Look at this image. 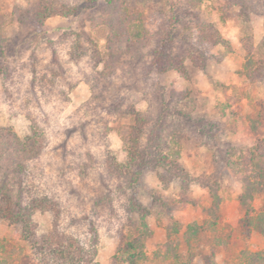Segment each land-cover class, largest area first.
<instances>
[{"label": "rangeland", "instance_id": "1", "mask_svg": "<svg viewBox=\"0 0 264 264\" xmlns=\"http://www.w3.org/2000/svg\"><path fill=\"white\" fill-rule=\"evenodd\" d=\"M35 1L0 0L2 13L15 12V18H24ZM125 1L144 12L151 30L157 29V11L164 9L165 0ZM103 6L71 16H52L42 25L36 24L40 35L30 32L27 23L17 19L9 25L5 56L0 55V66L4 67V72L0 69V127L11 124L23 137L29 132V113L38 118L50 143L43 156L29 165L27 181L40 193L54 196L61 202L65 227L85 242L96 245L97 260L101 264H114L117 233L127 221L134 200L152 210L148 218L154 231L147 243L150 254L164 245V225L170 216L184 225L192 221L203 223L202 208L211 201L207 190L193 185L196 203L177 202V183L164 189L150 167L133 186L103 173L98 166L105 151L113 150L120 161L126 157L116 131L117 125L129 123L128 118L121 116V111L128 104H134L138 110H150L155 121L163 110V103H168L164 136L171 131L187 133L192 130V121L196 118L206 124L216 122L220 129L213 131L216 135H199L209 146L189 141V151L186 149L182 158L192 172L211 171V145L223 148L226 142L250 144L254 141L247 115L253 112L252 102L264 99V84L250 83L242 74L246 51L242 45L245 35L242 18L238 16L240 7L230 9L234 16L222 21L210 0L202 3L201 18L216 24L230 41V48L200 46L207 56L206 65L201 68L186 61V76L176 70L160 72L151 68L149 50H145L141 61L128 62L117 70L115 77L102 80L89 59L71 55L70 44L74 32L81 30L92 31L95 39L104 43L102 34L94 30L91 23V18L98 16ZM253 10L249 17L257 44L264 37V13ZM187 93L195 99L194 106L187 103ZM117 103L116 108L112 107ZM226 104V113H237L232 123L222 113L221 108ZM13 180L17 181L16 177ZM225 182L228 188L223 191L219 230L229 236L230 244L220 249L215 257L210 255L211 249L205 244L204 255L194 264H246L242 251H264V235L255 230L246 236L241 231L244 212L238 200L239 178L228 170ZM260 200H256V206L260 205ZM50 216L38 217L41 228ZM20 235L19 226L0 220V239L18 242Z\"/></svg>", "mask_w": 264, "mask_h": 264}, {"label": "trees", "instance_id": "2", "mask_svg": "<svg viewBox=\"0 0 264 264\" xmlns=\"http://www.w3.org/2000/svg\"><path fill=\"white\" fill-rule=\"evenodd\" d=\"M204 1L165 0L164 9L157 11L159 24L155 30L147 26L144 12L128 5L125 0H36L27 9L25 17L19 19L15 18V12L3 15L0 3V55L5 56V46L10 37L8 27L16 19L26 22L30 32L40 35L41 30L36 24L42 25L52 16H71L104 5L100 14L91 18L92 28L100 31L98 33L102 34L104 43L100 44L92 31L74 32L71 55L77 59H89L97 70L98 78L106 81L115 77L117 70L128 62L141 61L145 50H149L151 68L160 72L176 70L186 76V61L201 68L206 65L207 56L201 47L210 49L223 45L230 48V41L216 24L201 18L200 7ZM210 1L222 21L234 16L230 9L240 7L238 16L242 18L245 32L242 45L246 51L242 74L250 83L264 84V37L256 44L249 17L253 9L264 13V0ZM186 17L191 18L188 20ZM0 69L4 72L3 66ZM185 98L189 105L194 106L195 99L189 93ZM118 104H112V107L116 108ZM167 104L163 103V110L155 121L150 110L141 111L134 104H128L121 111V116L128 118L129 123L116 126L126 157L120 161L116 153L108 149L98 167L103 173L131 186L150 167L164 189L168 190L177 183V202L196 203L193 185L207 190L211 201L202 208L205 215L203 223L192 221L184 225L170 216L164 225V245L150 254L147 243L154 231L148 218L152 210L134 200L127 221L117 233L118 245L112 258L114 264H194L204 255L205 244L210 247L212 257L220 249L227 248L229 236L220 231L219 226L223 217V191L228 188L225 182L228 170L239 178L241 184L238 200L244 212L240 221L242 233L250 236L256 230L264 235V99L252 102L253 112L247 115L254 141L250 144L226 142L223 148L211 145L213 168L200 173L192 172L184 165V151L189 141L209 146L205 140H200L199 135L213 137L216 135L213 131H220L218 124H206L201 118H196L192 121V130L187 133L171 131L164 136ZM227 107L228 104L221 108L222 113L232 123L237 113H226ZM28 117L30 128L23 137L11 124L0 127V220L21 229L18 242L0 239V264H101L97 260L96 245L85 242L65 227L61 202L54 196L40 193L27 181L29 165L43 156L50 143L48 133L38 118L30 113ZM258 198L261 199L260 205L256 206ZM45 214L51 216L41 228L38 217ZM242 257L246 264H264L263 250H244ZM204 258L208 260L209 257Z\"/></svg>", "mask_w": 264, "mask_h": 264}]
</instances>
